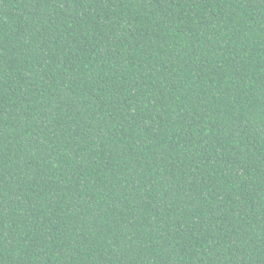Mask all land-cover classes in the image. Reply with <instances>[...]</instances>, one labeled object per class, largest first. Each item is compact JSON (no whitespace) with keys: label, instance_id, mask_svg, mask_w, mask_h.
<instances>
[{"label":"trees","instance_id":"obj_1","mask_svg":"<svg viewBox=\"0 0 264 264\" xmlns=\"http://www.w3.org/2000/svg\"><path fill=\"white\" fill-rule=\"evenodd\" d=\"M0 264H264V0H0Z\"/></svg>","mask_w":264,"mask_h":264}]
</instances>
